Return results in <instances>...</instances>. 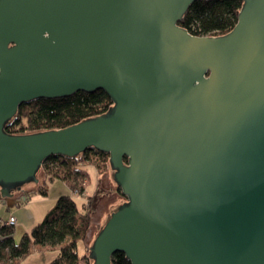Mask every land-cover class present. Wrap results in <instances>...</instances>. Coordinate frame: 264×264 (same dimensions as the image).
<instances>
[{
    "label": "water",
    "instance_id": "water-1",
    "mask_svg": "<svg viewBox=\"0 0 264 264\" xmlns=\"http://www.w3.org/2000/svg\"><path fill=\"white\" fill-rule=\"evenodd\" d=\"M193 2L0 0V196L51 155L109 153L127 200L91 264H264V0L220 36L179 25ZM98 89L106 113L5 131L23 102Z\"/></svg>",
    "mask_w": 264,
    "mask_h": 264
},
{
    "label": "trees",
    "instance_id": "trees-1",
    "mask_svg": "<svg viewBox=\"0 0 264 264\" xmlns=\"http://www.w3.org/2000/svg\"><path fill=\"white\" fill-rule=\"evenodd\" d=\"M243 4L244 0H195L179 25L195 35H225L237 23ZM112 103L103 89L92 92L80 90L69 96L34 98L19 106L15 116L6 123L5 131L27 134L63 128L106 113ZM89 165H94L100 173L102 168H111L110 154L91 147L77 156L56 154L43 161L38 177L42 172L44 179L37 192L47 196L49 185L54 180L67 183L69 192L60 195L43 219L20 240L15 238L17 225L0 224V264H21L35 251L54 249L59 253L50 264H91L87 253L78 252V245L90 236L93 196L88 197L87 203L78 202L74 197V193L81 196L86 192L90 179L86 167ZM117 190L124 195L119 186ZM111 264H131V261L124 252H115Z\"/></svg>",
    "mask_w": 264,
    "mask_h": 264
},
{
    "label": "rangeland",
    "instance_id": "rangeland-1",
    "mask_svg": "<svg viewBox=\"0 0 264 264\" xmlns=\"http://www.w3.org/2000/svg\"><path fill=\"white\" fill-rule=\"evenodd\" d=\"M86 168L90 174L86 192L81 196L78 193H74V197L78 202L84 201L87 203L88 197L93 196L92 204L94 212L91 218L90 236H88L85 242H80L78 245V252L80 254L85 252L89 256L92 242L102 224L105 223L108 214L114 209V206L126 201L127 197L117 190L118 186L112 177L113 171L111 168H102L101 173L94 165H89ZM39 178V183L33 180L23 183L22 190H16L12 197L1 199L2 197L0 196V218H2L0 220L6 222L4 219L14 214L19 221L16 219L15 223L17 225L15 231L16 240H20L25 233L29 234L32 228L43 219L46 212L55 204L57 198L65 193L64 184L67 183L63 182L64 184L62 183V185L61 180H54L49 185L48 195L42 196L37 192L39 184L44 179L42 172H40ZM0 224L2 223L0 222ZM42 253H50L56 258L59 250L35 251L26 257L21 264H50L54 258L52 257L53 259L50 262H45L46 256L41 258ZM89 260L92 263L90 257Z\"/></svg>",
    "mask_w": 264,
    "mask_h": 264
},
{
    "label": "crops",
    "instance_id": "crops-1",
    "mask_svg": "<svg viewBox=\"0 0 264 264\" xmlns=\"http://www.w3.org/2000/svg\"><path fill=\"white\" fill-rule=\"evenodd\" d=\"M63 183V181L61 182V184ZM64 184V183H63ZM62 184V185H63ZM64 187H65V189L66 190H64V192L65 193H63V194H66V193H68L69 192V187L67 186V184H64ZM49 193V192H48ZM11 215H13L14 216V214H11ZM16 219H17V217L16 216H14ZM7 218V217H6ZM6 218L4 219V220H6ZM8 219V218H7ZM17 221H18V219H17ZM19 222V221H18ZM46 256V257H45ZM43 257H45V259H46V261L45 262H50L54 257H53V255H51L50 253H48V254H44V253H42L41 254V258H43ZM53 257V258H52ZM40 258V259H41Z\"/></svg>",
    "mask_w": 264,
    "mask_h": 264
},
{
    "label": "built area",
    "instance_id": "built-area-1",
    "mask_svg": "<svg viewBox=\"0 0 264 264\" xmlns=\"http://www.w3.org/2000/svg\"><path fill=\"white\" fill-rule=\"evenodd\" d=\"M1 223H6V224H15L16 223V218L14 216H10L8 219H6V222H2L0 220Z\"/></svg>",
    "mask_w": 264,
    "mask_h": 264
}]
</instances>
